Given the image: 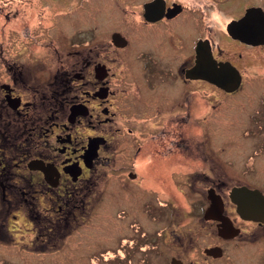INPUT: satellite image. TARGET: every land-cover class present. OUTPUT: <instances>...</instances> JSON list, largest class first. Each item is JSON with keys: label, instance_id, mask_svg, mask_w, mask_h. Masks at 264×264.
<instances>
[{"label": "flooded vegetation", "instance_id": "1", "mask_svg": "<svg viewBox=\"0 0 264 264\" xmlns=\"http://www.w3.org/2000/svg\"><path fill=\"white\" fill-rule=\"evenodd\" d=\"M62 7L0 40V264H264V0Z\"/></svg>", "mask_w": 264, "mask_h": 264}, {"label": "rangeland", "instance_id": "2", "mask_svg": "<svg viewBox=\"0 0 264 264\" xmlns=\"http://www.w3.org/2000/svg\"><path fill=\"white\" fill-rule=\"evenodd\" d=\"M12 6L9 12L11 16H0V40L6 42L10 39L14 30L21 31L24 27H31L28 17L24 16V13H33L35 11H40L41 15L43 14L45 25L47 29H54L58 26L61 27L62 16L59 14L61 8H63V3L65 0H11ZM6 2L8 0H0V3H3V6L6 7ZM19 12V17L17 18V23L15 21L14 14ZM84 16V14L82 15ZM80 18H75L73 25L78 26L82 24ZM86 26V25H83ZM81 28V27H78Z\"/></svg>", "mask_w": 264, "mask_h": 264}]
</instances>
